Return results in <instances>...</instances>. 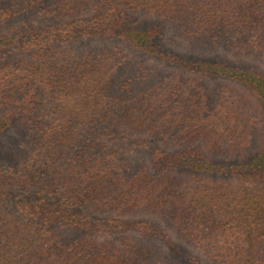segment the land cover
<instances>
[{
	"label": "trees",
	"instance_id": "obj_1",
	"mask_svg": "<svg viewBox=\"0 0 264 264\" xmlns=\"http://www.w3.org/2000/svg\"><path fill=\"white\" fill-rule=\"evenodd\" d=\"M185 42L264 60V0H0V264H264V72Z\"/></svg>",
	"mask_w": 264,
	"mask_h": 264
},
{
	"label": "rangeland",
	"instance_id": "obj_2",
	"mask_svg": "<svg viewBox=\"0 0 264 264\" xmlns=\"http://www.w3.org/2000/svg\"><path fill=\"white\" fill-rule=\"evenodd\" d=\"M116 44L121 45L120 49H123L124 48L123 46H125L123 44L118 43L115 40L82 39V40L72 43L71 47H74L76 51H84L87 49L102 50V49L107 48L111 51L118 52V49H116L117 47ZM183 44L184 46L183 48H181L182 51L194 54L195 56H199L202 58H209V59H219V60L226 59V60L233 62L234 64L252 66V67H255L257 70L264 72V60H262L255 54H240V53L229 51L218 45L202 47V46H191L187 42ZM177 49H179V46L177 47ZM130 56L134 60L138 62H143L147 65L160 64L155 59L148 57L141 53L130 54ZM127 59H129V57ZM239 86L246 94L251 95L250 93L251 90L247 89L246 86H242V85H239ZM252 97H253L252 98L253 100L251 99L250 100L252 101L255 109H257L256 113L262 121L261 124L258 126V128L259 127L261 128L260 133H261V136L264 137V101L263 99L255 95L254 93L252 94ZM263 137H262V140L260 141H259L260 139L259 137H257V139L253 141V144L251 146V151H252L251 153H253L256 149L264 145ZM147 217L157 222L158 218L153 219L152 216H147ZM170 239L172 240V242H169V241L160 242V245L162 246L163 251L165 253L167 264H188L189 257L191 255L193 256L196 255L202 260H205L206 262H208L209 264H214L213 262L211 263V261L208 260L205 257V255L201 253L198 249H196L191 244H189L187 241L178 237L177 235L172 234Z\"/></svg>",
	"mask_w": 264,
	"mask_h": 264
}]
</instances>
